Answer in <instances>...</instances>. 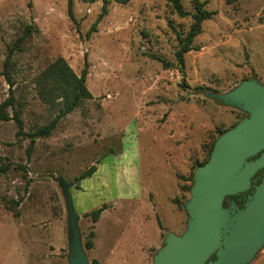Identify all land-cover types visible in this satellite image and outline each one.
I'll use <instances>...</instances> for the list:
<instances>
[{"label":"rangeland","instance_id":"obj_1","mask_svg":"<svg viewBox=\"0 0 264 264\" xmlns=\"http://www.w3.org/2000/svg\"><path fill=\"white\" fill-rule=\"evenodd\" d=\"M200 1L213 14L180 65L191 0H181L186 16L167 0L111 2L99 21L100 0H75L73 17L67 0H0V102L8 74L24 134L60 108L36 86L57 57L77 75L87 62L92 95L33 144L14 119L0 120V161L9 165L0 175V264H71L65 192L88 264H154L167 235L184 234L194 172L249 115L222 96L245 81L264 87V0ZM103 205L93 222L88 213ZM246 264H264V242Z\"/></svg>","mask_w":264,"mask_h":264},{"label":"water","instance_id":"obj_2","mask_svg":"<svg viewBox=\"0 0 264 264\" xmlns=\"http://www.w3.org/2000/svg\"><path fill=\"white\" fill-rule=\"evenodd\" d=\"M222 99L249 115L216 140L209 159L194 172L185 203L187 229L180 236L167 235L154 264H246L264 242V176L241 208L234 202L224 206L225 197L248 190L254 174L264 168V87L245 81ZM65 196L70 262L88 264L70 195Z\"/></svg>","mask_w":264,"mask_h":264},{"label":"trees","instance_id":"obj_3","mask_svg":"<svg viewBox=\"0 0 264 264\" xmlns=\"http://www.w3.org/2000/svg\"><path fill=\"white\" fill-rule=\"evenodd\" d=\"M75 0H67V12L70 17H73V2ZM83 2L93 3L99 0H80ZM102 2L101 12L98 16L97 21H99L108 11V5L111 2H116L118 4H126L130 0H100ZM171 3L173 9L180 16L189 15V12L184 9L182 6L181 0H167ZM194 6V12L191 14L193 23L191 24L186 35L180 40V47L176 52V57L180 65L183 64L184 54L188 51L195 49L193 46L194 37L199 33L201 23L209 19L213 12L207 10L204 7V3L200 0H191ZM29 26L24 30L23 35L20 37V40H23L29 34ZM95 30V24L88 31L87 35H90L91 31ZM87 62H85L84 67L81 70L80 75H77L73 69L69 66L66 60L59 56L54 59L36 78V86L39 97L46 103L52 105H60V108L57 114L44 125L39 126L33 132L29 134H24L23 132V120L15 107V97L13 93V81L11 80L8 74L5 75L6 80L9 84V95L2 102H0V120H9L14 119L18 127V134L28 135L30 137V143L33 144L35 140L39 137L49 136L53 130L56 128L60 119L63 118L68 113L72 112L77 108L80 103L92 97L91 93L85 85V78L88 72ZM12 109V116H9L6 109ZM214 146V144H213ZM213 146L207 156V158L200 163L203 165L210 157L213 150ZM256 156L252 157L254 159ZM199 165V166H200ZM9 165L0 161V175L8 171ZM96 171V166L92 165L88 169L84 170L80 175H78L75 180L80 181L86 177L91 176ZM194 175V174H193ZM264 176V168L259 169L251 179V187L244 191L239 192L234 195L225 197L224 206H226L227 200L229 198L234 200L235 205L238 208H241L244 205V202L247 200L248 195L251 193L254 185L258 184L262 177ZM193 184V176L191 178V185L189 186V191L191 190ZM106 209V206L103 205L99 208H96L88 213L93 222H96L102 211ZM94 232L89 233V237L92 238ZM85 247L90 249L93 247V242L88 240L85 243ZM215 255L211 256V259H214ZM92 264H99L97 260H93Z\"/></svg>","mask_w":264,"mask_h":264},{"label":"flooded vegetation","instance_id":"obj_4","mask_svg":"<svg viewBox=\"0 0 264 264\" xmlns=\"http://www.w3.org/2000/svg\"><path fill=\"white\" fill-rule=\"evenodd\" d=\"M228 200H230V202H234V200L233 199H231V198H229ZM235 204V203H234Z\"/></svg>","mask_w":264,"mask_h":264}]
</instances>
